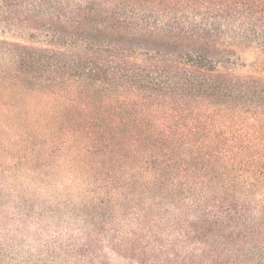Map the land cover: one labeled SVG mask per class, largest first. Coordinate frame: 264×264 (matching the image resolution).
<instances>
[{
	"label": "trees",
	"instance_id": "trees-1",
	"mask_svg": "<svg viewBox=\"0 0 264 264\" xmlns=\"http://www.w3.org/2000/svg\"><path fill=\"white\" fill-rule=\"evenodd\" d=\"M0 18L84 43L79 52L13 44L14 77L48 75L39 89L65 99L67 113L86 120L91 137L122 140L106 143L103 154H142L138 178L155 198H174L166 176L183 171V206L200 189L192 201L204 224L217 226L208 232H230L243 261L256 256L264 264V205L236 194L239 185L249 195L264 190V76L222 70L212 54H264V0H0ZM227 113L253 128L224 137L231 133ZM180 147L183 166L176 167ZM222 178L224 196L216 190Z\"/></svg>",
	"mask_w": 264,
	"mask_h": 264
},
{
	"label": "rangeland",
	"instance_id": "rangeland-1",
	"mask_svg": "<svg viewBox=\"0 0 264 264\" xmlns=\"http://www.w3.org/2000/svg\"><path fill=\"white\" fill-rule=\"evenodd\" d=\"M13 44L85 50L84 43L55 38L48 26L0 18V264L258 263L256 256L247 263L239 257L230 232L226 237L208 232L217 226H206L192 201L200 189L183 206V171L166 176L175 186L174 198L162 199L160 192L155 198L138 178L142 154L125 148L127 157L103 154L106 143L122 140L91 137L86 120L67 113L65 99L39 89L49 83L48 75L16 79ZM227 52V60L212 53L222 70L264 76V54L254 48ZM224 116L231 132L224 137L253 128L234 113ZM93 146L102 152H91ZM173 157L176 167L183 166V147ZM225 180L218 181V195L224 196ZM236 192L264 205L262 186L249 195L239 185Z\"/></svg>",
	"mask_w": 264,
	"mask_h": 264
}]
</instances>
